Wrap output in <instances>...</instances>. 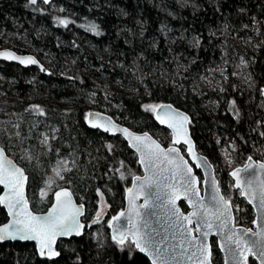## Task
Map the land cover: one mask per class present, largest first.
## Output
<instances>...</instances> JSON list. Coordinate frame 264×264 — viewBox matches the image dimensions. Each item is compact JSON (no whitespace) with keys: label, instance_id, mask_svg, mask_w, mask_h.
<instances>
[{"label":"trees","instance_id":"trees-1","mask_svg":"<svg viewBox=\"0 0 264 264\" xmlns=\"http://www.w3.org/2000/svg\"><path fill=\"white\" fill-rule=\"evenodd\" d=\"M217 3L224 0H53L48 5L38 0L35 6L0 0V49L33 54L43 66L0 61V146L25 170L33 211L50 206L52 194L42 204L37 196L63 159L59 188L70 189L85 206L83 221L94 216L98 192L114 216L141 169L127 143L89 128L86 114H107L166 147L171 134L145 105L170 103L190 116L196 150L213 165L235 224L251 227L253 209L233 188L229 172L249 156L264 162V0H228L223 15L214 11ZM241 6L246 14L239 13ZM58 19L69 21L67 27ZM243 24L249 27L242 29ZM218 64L224 74L209 71ZM232 100L238 119L228 110ZM45 135L48 141L40 144ZM6 220L0 206V225ZM57 251L60 255L49 260L32 243L2 242L0 264H150L139 252L129 261L105 221L58 242ZM211 253L212 263L222 264L215 238Z\"/></svg>","mask_w":264,"mask_h":264},{"label":"snow or ice","instance_id":"snow-or-ice-1","mask_svg":"<svg viewBox=\"0 0 264 264\" xmlns=\"http://www.w3.org/2000/svg\"><path fill=\"white\" fill-rule=\"evenodd\" d=\"M50 0H43L48 4ZM30 5H37V0H28ZM224 4L217 3L214 11L223 15ZM39 11L40 9H36ZM239 13L246 14L247 10L241 6ZM253 24L258 23L255 17L251 18ZM58 23L67 27L69 21L58 19ZM228 25H225L227 30ZM242 29H247L248 24H243ZM96 34H100L96 26L91 28ZM215 35V33H212ZM183 38V37H181ZM199 37L193 38V44L199 47ZM0 59L17 60L21 64H36L37 61L31 57L22 58L11 52H0ZM195 59V58H193ZM226 63V61H225ZM240 64L245 61L240 58ZM209 71H219L224 74L223 64L211 67ZM233 72L232 75H237ZM206 77H201L205 79ZM227 78V77H225ZM246 78H248L246 76ZM264 95V89H261ZM229 103L228 110L238 119L239 110L236 101ZM38 110L39 115H44L39 106H33ZM168 110H165V109ZM146 110L153 111L156 119L160 123H168V127L173 129L175 134L174 143L180 142V137H186L184 127L188 117L179 113H172L171 106L145 105ZM160 111H164L161 116ZM99 116V114H96ZM88 117H93L92 113ZM87 119V118H86ZM90 127L102 128L103 131H119L129 136L134 142L137 151L140 152V164L143 165L145 175L134 177V183L130 188V198L128 209L119 215L112 216L107 223L111 230V240L119 251L127 252L129 261L135 259L137 252L143 253L151 258L152 264H211V249L208 244V237L215 232L220 234L222 242L219 245L228 255L226 264H248L250 254L254 255L260 264H264V226L261 230L253 232L251 229H240L232 226V215L230 212V198H225L220 194L215 178L211 175V168L207 160L197 158V167L203 166L206 169L212 195L209 204H205L199 197L195 185L197 178L192 174V168L188 167L187 162L179 155L175 147L164 150L155 141L144 143L150 138L145 134L144 137L132 136L127 129H121L113 124L110 119L104 123H97L96 118L88 119ZM261 122H257L260 124ZM264 135V133H261ZM48 136H43L41 143L47 142ZM184 143L188 145L191 154L192 143L185 138ZM154 146V147H153ZM112 149V145H107ZM249 163L242 168L237 167L231 171L230 175L234 178L233 188L240 189V195L245 196L249 203L258 201V208L264 211V180H258L252 165V157H248ZM59 163H66L61 159L57 162L55 170L59 173ZM121 167L123 162H120ZM260 170H264V163L258 165ZM119 172V168L115 169ZM241 173L247 174L242 177ZM123 178V173L120 174ZM23 174L15 168L11 161L5 162L3 154L0 153V184L11 187V192L7 199L0 197V204H3L8 213L12 216V223L5 227H0V243L4 241H35L38 246V254L46 259L58 257L60 253L53 247V242L58 236H69L82 234L85 225L80 222L78 217L83 215V205L73 206L71 194L67 190H61L55 194V203L50 207L44 216L33 215L27 207V201L20 192ZM134 190V191H133ZM144 197L143 204H137L140 197ZM183 196L192 207L190 214H183L176 205V201ZM156 209L152 213L156 217L155 224L145 220L141 225L142 210ZM123 217V222L121 218ZM94 222H99L98 218ZM195 222V229L189 225ZM195 231L196 235H193Z\"/></svg>","mask_w":264,"mask_h":264},{"label":"water","instance_id":"water-1","mask_svg":"<svg viewBox=\"0 0 264 264\" xmlns=\"http://www.w3.org/2000/svg\"><path fill=\"white\" fill-rule=\"evenodd\" d=\"M37 1H38V0H37ZM39 1H41V2L43 3V0H39ZM52 1H53V0H50V2H49L48 4H50ZM44 4H45V3H44ZM48 4H45V5H48ZM0 52H11V53H14L16 56H19V57H22V58L31 57V58H33V59H35V60L37 61L36 64L28 63V64H26V65H25V64H21V63H19L17 60H3V59H0V61H2V62L14 63V64H17V65L23 67V68L33 66V67H37V68H39V69H41V70L43 69L42 64L40 63V61L38 60V58H37L35 55H33V54H30V53H19V52L15 51V50H13V49H10V48H3V49H0ZM262 98H263V101H264V95H262ZM158 105L171 106L170 111H171L172 113H174V114H175V113H179V114H182V115L188 117V121L185 122V124H184V127H185V130H186V134H187V135H186V137L182 135V136L180 137V142H179V143H174V140H175L176 137H175V134H174V132H173V129H171V128L168 127V123H167V122H165V123H163V124L160 123V121L156 119V114H157V113H155V112H153V116H154V119H155L156 123H157L160 127H163V128H165L166 130H168V131L170 132V134H171V142H170V144H169L168 146H166V147L163 146L162 144H160V143L158 142V140L155 139L150 133H148V132H135V131L129 129L128 127L123 126V125H121L120 123L116 122L111 116H109V115H107V114H104V113H101V112H98V111H89V112L86 114V118H87V119H86V125H87L89 128H91V129L99 130V131H101V132H103V133H107V134L110 135V136H120V137H121V138L127 143L128 147H129V148H130V149L136 154V156H137V163H138V165H139V167H140V169H141V174H139V175H135V176H141L142 178H143V176L145 175V171H144V167H143V165H141L140 162H139V161H140V155H141V154H140L139 151H137V148L134 146V142L131 140V138H130L129 136L124 135L123 133H121V132H119V131H109V132H105V131H103L102 128H92V127H90L89 123L87 122L88 119H92L93 117H95L97 123H104L105 120L110 119V120L112 121V123L115 124V125H117L119 128H121V129H127L128 132L132 134V136H141V137H144L145 134H147V136L150 138V140H146V141H144V143H146V144H147V143H150V141H155L156 144H159L160 147L163 148L164 150H167V149L170 148V147H175V148L178 150L179 155H180L181 157H183V161H181V162H187L188 167H191V168H192V174L197 178V183H196L195 187H196V189L198 190V193H199V197H200V199H201L205 204H209V203H210V200H211L212 191H211V187H210V185L207 183L208 175H207L206 169H205L203 166H201V167H197V163L199 162V160H198L197 158H201V159H203V160H207V161H208L209 165H211V168H210L209 170H207V171H210V172H211V175L215 178L218 187H219V184H218V180H217L216 177H215V171H214V167H213V165L209 162V160H208L205 156L201 155V154L196 150L195 143H194V141H193V139H192V137H191V135H190V130H189L190 116H189L186 112H184V111H182V110L176 108L175 106H173V105L170 104V103H160V104H158ZM165 110H168V109L166 108ZM89 113H92V114H93V117H88V114H89ZM96 114H99V116H96ZM159 114H160L161 116H163V115H164V111H160ZM185 138H187L188 140H190L191 143H192L191 154H189V151H188V145L184 143ZM181 146L184 147V153L182 152V150H181V148H180ZM153 147H154V146H153ZM0 153L3 154V160H4L5 162H7V161H11V164H12L15 168L19 169L20 172L23 174V177H24V178L22 179V186H21V188H20V192L23 194L24 199L27 201V207H28V210H29L33 215H36V216H44V215H46L47 212L49 211L50 207L55 203V194H56V192L61 191L62 189H63V190H67V191L70 192V194H71V200H72V204H73V206H80V205H83L82 203H78V202L76 201V199H75V197H74V195H73V193L71 192L70 189H68V188H66V187H62V188H58L57 190H55V191L52 193V201H51V204H50V206H49L45 211H43V212H35V211H33L32 208H31V206H30V203H29L28 197H27V183H28V176H27L25 170H24L19 164H17V163L11 158V157H9V156L6 154L5 150H4L1 146H0ZM248 163H249V161H248V158H247L246 161L244 162V164L241 165V166H238V167H241V168H242L244 165H246V164H248ZM251 163H252V165L254 166V171H255V173H256V175H257L258 180H264V170H260V169L258 168V165L261 164V163H264V162H262V161H255L254 159H252ZM236 168H237V167H236ZM234 169H235V168H234ZM234 169H232L231 171H233ZM195 170H198V171L201 173V176H202V179H201V180L199 179V177H198V175L196 174ZM231 171L229 172V176H230V178L232 179V181H233V185H234L235 180H234V178L230 175ZM246 175H247V174H245V173H241V176H242V177H244V176H246ZM135 176L132 177L129 187L125 190V194H124V207H123L121 210H119L115 215H119L121 212H126V211H127V209H128V201H129V198H130V194H129V191H128V190H129L130 188H132V185H133V183H134V177H135ZM0 187H1V189H2V192H1V194H0V197H2V198H4V199H7L8 194H9V193L11 192V190H12L11 187H5L4 184H0ZM219 189H220V187H219ZM234 189H235V188H234ZM236 190H237V191L239 192V194H240V189H236ZM133 191H134V190H133ZM220 194L223 195L222 192H221V189H220ZM240 196H241V197L246 201V203H247V204L253 209V212H254V220H253V222H252L251 227H245V226H241V225H236V224H235V218H234L233 207L231 206V208H230V212H231V215H232V217H233V219H232V226H233L234 228H240V229H251L253 232L261 230V226H264V211H262V210H260V209L258 208V201H253V203H249V202H248V199H247L245 196H242V195H240ZM143 202H144V197H143V196H141L140 199H138V200L136 201L137 204H143ZM181 204L184 205V207H185L186 210H183ZM176 205H177V207L180 209V211H181L183 214H185V215L190 214L191 211H192V207L188 204L187 199L184 198L183 196H181V197L176 201ZM0 206L4 209V211H5V213H6V216H7V220H6V222H4L3 224H1L0 227H5V226H8V225H10V224L12 223V216L8 213L7 208H6L3 204H0ZM83 209H84V210H83V215H81L80 217H78V219L80 220V222H81L82 224L85 225L84 229H82V234H81L80 236L83 235L84 230H85V228L87 227V223H86L85 221H83V218H84V216H85V206H84V205H83ZM154 211H158V210H156V209H152V208L142 210V218H141V221H140L141 225L144 223L145 220H147V221H151V222H152V226H153V227H157V225L155 224V219H156V217L152 215V213H153ZM115 215H114V216H115ZM110 219H111V218H110ZM121 220H122V222H123V217L121 218ZM189 227L195 229V227H196L195 222H193V224L189 225ZM109 233H110V237H111L112 233H111V230H110V229H109ZM193 235H196L195 231H193ZM80 236H76V235H74V234H73V235H69V236H58V237L54 240V242H53V247H54V249L57 251V244H58V242L63 241V240H68V239L73 238V237H80ZM211 238H215V239H216L217 247H218V249H219V251H220V253H221V255H222V264H226V261L228 260L227 252H226L223 248H221V247L219 246V245L221 244V242H222V237H221V235H220V234H217V233H215V232H213V233H211V234L209 235V237H208V244H209V246H210V249H211ZM4 242H22V241H4ZM22 243H32V244H34L36 250L38 249V246H37V244H36L35 241H27V242H22ZM37 252H38V251H37ZM141 254L144 255V256L148 259V261L150 262V264H152L151 258H150L149 256H147V255H145V254H143V253H141ZM249 257L252 258V259L256 262V264H260L259 260H257L256 257H255L254 255L250 254ZM249 257H248V258H249ZM55 258H57V257H55ZM55 258H53V259H55ZM211 264H213V263H212V255H211ZM248 264H249V261H248Z\"/></svg>","mask_w":264,"mask_h":264},{"label":"rangeland","instance_id":"rangeland-1","mask_svg":"<svg viewBox=\"0 0 264 264\" xmlns=\"http://www.w3.org/2000/svg\"><path fill=\"white\" fill-rule=\"evenodd\" d=\"M156 105V104H152ZM150 111V110H149ZM153 113V111H151ZM40 144L41 143L40 141ZM170 144V143H169ZM31 153H29L30 156ZM56 166H54L51 170L50 175H48L47 179L44 182V186L40 190L37 200L42 204L46 201V198L48 195L52 194L56 189L60 187V172L66 168V163H59V173L55 170ZM231 203V202H230ZM232 205V204H231ZM110 215L108 214V204L105 201V198L101 192H98V203H97V210L94 214V216L90 219L89 222H87V227H89L92 224L101 223L103 221L108 223L110 220ZM98 218L99 222H94Z\"/></svg>","mask_w":264,"mask_h":264}]
</instances>
